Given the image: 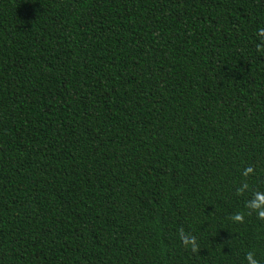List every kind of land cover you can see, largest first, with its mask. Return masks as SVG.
Masks as SVG:
<instances>
[{
    "label": "trees",
    "instance_id": "16d2710c",
    "mask_svg": "<svg viewBox=\"0 0 264 264\" xmlns=\"http://www.w3.org/2000/svg\"><path fill=\"white\" fill-rule=\"evenodd\" d=\"M257 193L264 0H0V264H264Z\"/></svg>",
    "mask_w": 264,
    "mask_h": 264
},
{
    "label": "clouds",
    "instance_id": "9594fccd",
    "mask_svg": "<svg viewBox=\"0 0 264 264\" xmlns=\"http://www.w3.org/2000/svg\"><path fill=\"white\" fill-rule=\"evenodd\" d=\"M250 171V170H249ZM262 204H264V195H261L260 193L256 194V203L255 207L259 208ZM237 219H242L241 217H237ZM250 264H256V261L252 259L251 255L248 257Z\"/></svg>",
    "mask_w": 264,
    "mask_h": 264
}]
</instances>
